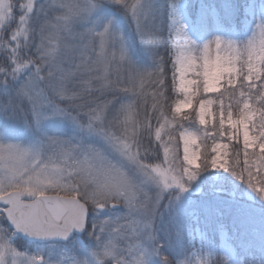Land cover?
Masks as SVG:
<instances>
[{
	"label": "snow or ice",
	"instance_id": "1",
	"mask_svg": "<svg viewBox=\"0 0 264 264\" xmlns=\"http://www.w3.org/2000/svg\"><path fill=\"white\" fill-rule=\"evenodd\" d=\"M108 5L151 68L133 60ZM161 15L149 0H0V116L32 134L0 131V264H172L154 230L169 190L215 169L264 197V22L244 42L200 46L175 6L170 23ZM51 120L61 127L47 131ZM18 236L47 249L21 251Z\"/></svg>",
	"mask_w": 264,
	"mask_h": 264
},
{
	"label": "rangeland",
	"instance_id": "2",
	"mask_svg": "<svg viewBox=\"0 0 264 264\" xmlns=\"http://www.w3.org/2000/svg\"><path fill=\"white\" fill-rule=\"evenodd\" d=\"M151 1L149 0L150 6H152ZM161 6L164 9L161 16L164 15L165 23H170L171 7H176L187 35L200 46L216 37L244 42L252 35L256 26L264 22V0H163ZM105 12L109 18L116 20L130 52L134 50L131 47L135 42L142 46L146 57L141 56V52L137 49L131 54L135 62L134 56L140 57L144 62V64L138 62L136 64L142 68H151L152 57L147 47L139 40L134 25L117 10L115 5H108ZM169 66L171 67L170 64ZM180 98L182 97L176 96V100ZM190 111L192 110H185V112ZM60 127L57 120H51L45 125L49 132ZM0 131L14 140L27 141L32 136L21 123L10 122L3 116H0ZM180 151L182 153V142ZM212 170L215 179H210L212 182L209 185L210 190L225 195L226 190L221 187L227 181L220 180V175L225 171ZM231 182L235 193L242 191L241 181ZM200 186L197 177L195 181L190 182L188 191L173 188L166 193L168 199L165 200L154 224L158 242L163 245L160 248L161 255L167 256L172 264H181L185 260L190 264H196L199 259H203L205 264L214 261L215 264H264V197L247 185L246 192L250 193L243 195L247 198L246 202L224 198V202L227 201L228 204L221 210L208 214L202 211L200 204L196 203V199L201 196ZM207 204L206 202L209 208ZM123 211L124 209H120V212ZM229 213L239 218L242 224L230 226L224 219V215ZM16 243L21 251L26 250L29 253L47 249V245H29L19 237ZM80 245L82 248H89L91 241L81 236ZM61 246L65 247L67 244ZM149 264H163V262L160 256L153 255L149 258Z\"/></svg>",
	"mask_w": 264,
	"mask_h": 264
},
{
	"label": "trees",
	"instance_id": "3",
	"mask_svg": "<svg viewBox=\"0 0 264 264\" xmlns=\"http://www.w3.org/2000/svg\"><path fill=\"white\" fill-rule=\"evenodd\" d=\"M162 2H163V0H152L151 1V4H152L151 7L153 8L154 12L157 11V10H161L162 13L164 12V9L161 6ZM163 16H160L159 19L164 20ZM131 48H134V50H131V54L137 49L138 51L141 52V56L143 55V57H146V56H144L145 54L142 51L143 50L142 46L139 45L138 42L137 43L135 42ZM162 54L169 55V53H164L163 50H162ZM134 58H135L136 62L144 64L143 60H140V57H135L134 56ZM175 100H176V96H175V94H173L172 102L174 103ZM209 131H213V129L210 126H209ZM218 141H224V142L229 143L228 151L230 153H232L235 150V142L234 141L233 142H229L226 138L217 139L216 142H218ZM200 144H201L200 151H201L202 154L205 153V152L211 154V147L214 146L211 139H207L206 142L200 143ZM227 159L229 160V165H230L231 164V156H229ZM242 163H243V156L241 155V164ZM213 175H214V172H213L212 169H210L208 171L201 172L200 175L198 176L199 185H201L200 186L201 187V196L198 197V199H197L198 201L197 202H198V204L201 205L200 208L203 209V211L205 213L210 214V213H214V211L221 210L225 205L228 204L227 201L224 202V198L233 199V201L246 202L245 199H247V198L243 197V195H246V194L250 193V192H246L247 189H248V186H247L246 183L241 181V183H242V191H238L239 193H235L234 186H233L231 181L239 182L240 180L237 179L230 172L225 171L224 174L220 175V177H221L220 180H226L227 181L226 183L222 182L223 184H222V187H221L224 190H226V194L225 195H221V194H217L216 192L210 190V186L209 185H210V183H212L211 180L215 179V177ZM206 202L208 203L207 205H209V208H207ZM224 217H225V220L227 222H229V223H232V224H235V225H239V223L242 224V221L239 220V218H237L232 213L231 214L230 213L226 214Z\"/></svg>",
	"mask_w": 264,
	"mask_h": 264
},
{
	"label": "water",
	"instance_id": "4",
	"mask_svg": "<svg viewBox=\"0 0 264 264\" xmlns=\"http://www.w3.org/2000/svg\"><path fill=\"white\" fill-rule=\"evenodd\" d=\"M74 235H82V234H74ZM21 238H23L24 240H26L27 242H30V243H45L43 241H37V240H29L27 239L26 237H23V236H20ZM59 243H63V242H59Z\"/></svg>",
	"mask_w": 264,
	"mask_h": 264
}]
</instances>
